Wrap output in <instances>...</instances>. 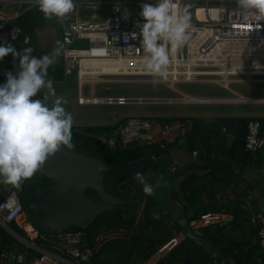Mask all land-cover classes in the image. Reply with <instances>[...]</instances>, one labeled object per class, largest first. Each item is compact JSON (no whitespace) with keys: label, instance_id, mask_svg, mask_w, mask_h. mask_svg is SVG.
<instances>
[{"label":"built area","instance_id":"obj_1","mask_svg":"<svg viewBox=\"0 0 264 264\" xmlns=\"http://www.w3.org/2000/svg\"><path fill=\"white\" fill-rule=\"evenodd\" d=\"M75 9L67 18H58L61 32V60L63 75H76L79 106L91 104L124 105L146 102H166L175 105L192 104H264V98H252L230 89L231 84H264V14L255 9L241 11L237 0H180L181 8L187 7L191 15L190 40L177 54L164 77L150 75L140 58L144 55L141 37H125L140 32L143 20L141 5L156 3V0H74ZM106 5L104 15H97L96 9ZM38 7L35 0H0V45L12 44L21 35L18 19L28 10ZM86 41L88 47H74V42ZM259 64L257 69L254 65ZM115 82H154L163 85L178 97L160 99H126L124 97L98 98L94 86ZM212 84L235 95L230 98H198L189 96L176 88L180 84ZM5 84V83H4ZM88 87L89 96L83 89ZM244 151L251 157L264 147V130L257 117L247 118ZM157 120V119H156ZM193 120L174 119L169 126L160 128L155 119L125 118L98 137L110 151H122L131 146L154 145L159 138L167 140L170 135L184 142L185 134L191 130ZM168 144V143H166ZM166 144L161 145L165 149ZM195 154V153H193ZM175 173L176 167L170 169ZM154 173L145 171L148 183ZM129 184V183H128ZM123 183L124 191H131L135 197L139 187ZM138 187V188H137ZM143 202L138 203L137 217H143ZM0 221L13 223L21 231L25 241L46 249L28 259L26 251L16 252V264H79L76 260L89 261L104 245L125 239L130 230L120 226L99 232L89 245L82 229L57 230L44 233L28 218L21 199L10 190L0 202ZM255 229L258 244L264 255V214L256 213L250 218ZM55 253V254H54ZM8 257L7 251L0 259Z\"/></svg>","mask_w":264,"mask_h":264},{"label":"crops","instance_id":"obj_2","mask_svg":"<svg viewBox=\"0 0 264 264\" xmlns=\"http://www.w3.org/2000/svg\"><path fill=\"white\" fill-rule=\"evenodd\" d=\"M106 9V5H100L96 9L97 15H104ZM40 30L46 32L49 29L43 27L37 31V35H41L39 34ZM49 31V37L43 38V41L41 39L39 45L37 44L38 47H41L39 50L42 55L52 51V49L49 50L47 48L50 42L55 41V33H58L59 39L57 40L62 45L60 24L58 31L52 29ZM57 61H62L61 54ZM17 68L18 64L12 61H7L4 64L0 63V85L6 83V73L12 72L15 75ZM175 118H198L202 121L212 122L213 119H225L226 117L209 115L204 117L180 116ZM175 118L164 117L161 120L155 119V121L159 123L160 128H164L166 125L170 126ZM222 134L227 136L228 129L223 128ZM223 135L219 137L220 141L219 139L210 141L209 144L211 145L208 146L212 149L209 160L204 158L202 153L188 151L184 142L181 144L180 138H175L172 135L167 140L158 138L154 145L159 147L164 153L160 158L152 156L157 169L155 170L156 175H153L150 183L155 185L158 180L165 178L167 184L165 187L160 186L163 189H156L155 194L160 192L162 193L161 196L154 197L155 194L149 195L150 199L147 206L154 208L164 203L169 197L170 189L175 200V206L179 207L184 213L187 224L195 235L210 242L215 252L227 253L228 256L225 257V261L228 264H255L249 255L252 254V257L257 259L256 262L259 261L258 243L255 229L249 220L256 213L264 214V147L257 156L251 157L252 160L240 158L239 164L231 167L232 174L236 176V179L230 181L228 185H225L226 179H224L223 182H217L202 188V191L196 196V204L193 207L186 204L185 196L179 191V186L183 180L191 176H205L210 173L211 166H213L210 163V158L223 159L218 153L221 148ZM163 144H166L165 149L161 148ZM139 160L142 159H135L131 162ZM173 166L176 167L175 173L170 171ZM148 170L150 169L147 168L145 171ZM222 177L223 175H216V180L222 179ZM135 182H138V180L133 177L128 186L134 187ZM203 182H206V180L203 179ZM123 188H125V185ZM138 190L143 191V188L139 187ZM7 191L8 184L3 182V178H0V195L6 194ZM120 192L123 193L124 191L120 190ZM135 197L137 196L135 195ZM135 197L134 201L137 203L139 201L142 203L144 200L142 198L138 201L135 200ZM145 207L146 205L143 208L145 209ZM137 214L136 212L134 226L130 230V235L125 239L104 245L89 259L87 264H180L181 259L184 257L191 259L190 264L193 261L202 262V259H199L201 258L199 254L203 255L199 253L197 246L183 235L181 228L171 215L161 217L159 222H154L148 216L151 222L160 223V226L156 227L150 224L148 219L144 218V214L142 215L143 217H137ZM0 223L2 224L1 221ZM1 224L0 228L18 243L12 245V251H7L8 257L0 259V264H16L14 261L16 252L26 251L28 259H30L46 250L35 243L25 241L22 236L16 234L9 227L8 229L3 227ZM148 238L155 240L154 245L149 249H144L141 242ZM86 243L88 244L87 241ZM234 249L235 251H233ZM178 250L184 254L179 259L177 258L178 254H180ZM205 262L206 264H215L214 259L210 256L205 259Z\"/></svg>","mask_w":264,"mask_h":264},{"label":"clouds","instance_id":"obj_3","mask_svg":"<svg viewBox=\"0 0 264 264\" xmlns=\"http://www.w3.org/2000/svg\"><path fill=\"white\" fill-rule=\"evenodd\" d=\"M45 19L67 18L73 13L74 0H35ZM241 11L255 9L264 14V0H237ZM143 23L140 32L125 37H141L144 55L140 58L145 70L155 77H164L177 54L190 40L191 15L180 0H156V3L141 5ZM40 57L32 55L31 47L22 50L12 44L0 45V60L12 56L18 60L15 75L6 73V83L0 85V178L17 189L23 180L30 178L51 155L61 146L71 147L73 117L66 110V101L56 97L51 106L47 96H56L54 82L48 78V69L56 63L62 45ZM257 69L259 64L254 65ZM42 90L44 99L36 98ZM136 179L143 185L146 195H153L161 186L148 183L137 174ZM162 179V178H161Z\"/></svg>","mask_w":264,"mask_h":264},{"label":"trees","instance_id":"obj_4","mask_svg":"<svg viewBox=\"0 0 264 264\" xmlns=\"http://www.w3.org/2000/svg\"><path fill=\"white\" fill-rule=\"evenodd\" d=\"M18 25L21 28V35L19 36L18 40L12 43V45L18 50L31 47L34 49L32 55L36 57L43 56L35 40L33 39V36L37 33V31L46 26V19L43 13L39 11V7H34L28 10L26 13H24L18 19ZM7 61L19 63L18 60L14 61L13 57L10 55L6 56L3 60H0V63L2 62L4 64ZM48 78L53 80V82H62L65 79L63 75L62 61L61 62L56 61V63L53 64L48 69ZM43 92L44 90H42V92L36 98L40 99L43 95ZM220 119L222 118H216L213 119L212 122H207L205 120L202 121L198 118H192L193 126L191 130H189L186 133L184 138L185 148L190 152L196 151L197 153H202L203 157L209 160V156L211 154V149H212L209 148L208 146L211 145L209 144L210 141L213 139H219V137L223 135L222 134L223 127L219 124ZM258 119L261 123L262 130H264V118H258ZM247 120H248L247 118L232 119L233 124L237 128V132L239 135L235 138L234 142L228 148L226 142V135L222 136L223 139H221V148L219 149L218 153L220 157L223 159L220 160L219 158L217 159L210 158L211 160L210 163L213 166H211V171L209 174H206L205 176H191L190 178L183 180V182L180 184L179 191L185 196L186 204L193 207L196 204V196L198 195V193H200V191H202V188H206L207 185H213L217 182H223L224 179L227 180V181L225 180L226 183L224 182L225 185H228L230 181H234L236 179V176L232 174L231 167L233 165L239 164L240 158L243 160L244 159L252 160L251 155L244 151V139L246 134ZM111 127L112 126L100 127L99 130L97 131L104 134ZM93 131H94L93 128L88 127V128H84L83 131L84 133L85 132L87 133L86 136L83 133H78L76 135V137L81 142V149L78 150L82 151V153L93 154L97 156L103 163L113 166V168L107 172L104 178V189L107 193L111 195L128 197L134 200V196H132L131 191L129 190L124 191L122 189L123 187L121 186L123 183H127V184L130 183V180H132L133 177H136L137 174H131L125 169V166L135 159H146L149 161V164L141 173L138 174H143L147 168H149L155 174L157 165L155 161L152 159V156L160 158L164 152L155 145H151L147 147L131 146L122 151H110L97 138L102 134L95 137L96 134L94 135L95 131L94 132ZM212 147L214 146L212 145ZM259 152L260 150L256 153L255 156H257ZM216 175H223V177L222 179L216 180ZM203 179H205L206 182L202 183ZM44 181H45L44 177L40 176L39 178L37 174L34 173L33 176L22 181L21 187L19 189H17L11 184H8V191L6 192V194L10 190L15 191L22 202V192L27 185L32 183L38 184ZM120 190H123L124 192L121 193ZM6 194L0 195V202L3 201ZM139 195L141 198L145 199V205L146 207H148L147 203L149 199L146 197V194L143 193V191L141 190H137L136 196ZM143 214H144V218L148 219L150 224L155 225L156 227L160 226V223L151 222V219L148 217V215L145 212ZM135 217H136V213L118 210V209L103 212L102 214L98 215L86 229H82L85 232V241H87L88 244L90 245L93 239L96 237V235L105 229H111L114 227L122 226L128 230H131L134 226ZM8 227L12 229L16 234L22 236L21 231L17 228L15 224L10 223ZM154 242L155 240L153 238H148L141 243L142 246H144V249H149L151 248L152 245H154ZM16 243L18 242L15 239H13L10 235H8L2 228H0V254L3 251H8V252L12 251L11 247L13 244ZM257 243H258V239H257ZM257 247L259 251V255H258L259 261L256 262L257 259L253 258L252 254L249 255V257L253 262H255V264H264V255L262 254L259 244ZM197 249H199V253L203 255L201 256L199 254V256L201 257L199 259H202L201 260L202 262L193 261L192 264H206L205 259H208L209 255L206 252H204L202 248L198 246ZM233 251H235V249ZM178 252H180V254H178L177 258L178 259L182 258L184 254L181 253V251L179 250Z\"/></svg>","mask_w":264,"mask_h":264},{"label":"water","instance_id":"obj_5","mask_svg":"<svg viewBox=\"0 0 264 264\" xmlns=\"http://www.w3.org/2000/svg\"><path fill=\"white\" fill-rule=\"evenodd\" d=\"M219 124L228 129L227 148L239 135L232 119H220ZM149 161L142 159L130 162L125 169L131 174L141 173ZM113 166L103 163L97 156L82 153L67 146L48 157L36 172L45 178L44 182L27 185L22 192L25 212L31 222L44 233L65 229H86L94 219L109 210H123L136 213L138 203L128 197L111 195L104 189V178ZM144 212L154 221L171 215L185 237L202 248L215 264H228L227 253L215 252L205 238L195 235L189 228L185 215L175 206L169 189V197L161 205L146 207ZM1 224V223H0ZM8 229V226L1 224ZM184 257L180 264H190Z\"/></svg>","mask_w":264,"mask_h":264},{"label":"rangeland","instance_id":"obj_6","mask_svg":"<svg viewBox=\"0 0 264 264\" xmlns=\"http://www.w3.org/2000/svg\"><path fill=\"white\" fill-rule=\"evenodd\" d=\"M18 23V22H16ZM191 23H193L191 19ZM57 30L59 28L58 18L46 19L45 29ZM39 31V34H35L33 39L36 44L39 45L41 39L48 38L50 31ZM58 33H55V41L49 43L47 49H53L57 47L56 42L59 39ZM39 37L40 40H39ZM74 47H88L86 41L74 42ZM41 48V47H38ZM50 53V52H49ZM16 63V62H15ZM2 64V62H1ZM18 64V63H16ZM54 88L56 96H47L45 101L49 106L52 105L56 97H62L66 103L64 107L68 112L72 114L73 124H72V142L71 147L79 151L81 149V142L76 137L78 133H83L85 136L87 133L83 132L84 128H93L95 137L102 134L99 131L100 127H107L115 124L116 122L125 119V118H146L148 120L157 119L161 120L164 117H180V116H223L225 119H234V118H249L257 117L264 118V104L260 103H248V104H215V103H206V104H192V105H175L168 104L166 102L151 103L146 102L142 104H137L134 102L127 103L124 105H76L74 99L77 97V85H76V75L75 73L62 82H54ZM176 88L193 97L198 98H230L233 99L235 95L231 92L226 91L218 86L212 84H180L176 85ZM230 89L238 94L252 97V98H264V84H250V83H236L231 84ZM47 94L44 90L43 97ZM94 94L98 98H117L124 97L126 99H160L166 100L168 98L178 97L175 93L168 90L161 84L154 82H115V83H101L94 86ZM84 97L89 96L88 87L85 86L83 89ZM179 119V118H175ZM186 119V118H180ZM188 119V118H187ZM99 133V134H98ZM93 135V134H92ZM99 137V136H98ZM97 137V138H98ZM69 147V146H67ZM77 148V149H76ZM79 149V150H78ZM82 152V151H79ZM37 174V173H36ZM156 175V172H155ZM40 178V175L37 174ZM161 185L166 186L167 180L165 178L160 179ZM111 186V185H110ZM159 189H163L159 187ZM162 193L158 192L154 197L161 196ZM150 199L149 195H146ZM142 199L139 196L135 197V200ZM118 241V240H117ZM115 242V241H113ZM111 243V242H110ZM79 264H87V261L76 260Z\"/></svg>","mask_w":264,"mask_h":264}]
</instances>
